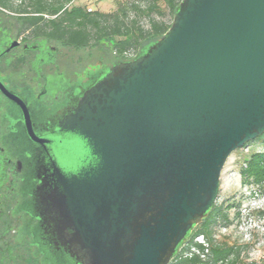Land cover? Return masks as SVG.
Here are the masks:
<instances>
[{
	"label": "water",
	"instance_id": "1",
	"mask_svg": "<svg viewBox=\"0 0 264 264\" xmlns=\"http://www.w3.org/2000/svg\"><path fill=\"white\" fill-rule=\"evenodd\" d=\"M96 67L61 119V264H170L264 134V0H183L161 40Z\"/></svg>",
	"mask_w": 264,
	"mask_h": 264
},
{
	"label": "flooded vegetation",
	"instance_id": "2",
	"mask_svg": "<svg viewBox=\"0 0 264 264\" xmlns=\"http://www.w3.org/2000/svg\"><path fill=\"white\" fill-rule=\"evenodd\" d=\"M49 20L44 5L0 6V264L65 261L59 171L75 138L61 119L76 105L81 67L106 59L67 56Z\"/></svg>",
	"mask_w": 264,
	"mask_h": 264
},
{
	"label": "trees",
	"instance_id": "3",
	"mask_svg": "<svg viewBox=\"0 0 264 264\" xmlns=\"http://www.w3.org/2000/svg\"><path fill=\"white\" fill-rule=\"evenodd\" d=\"M71 0H0V6L9 5H44L47 7L49 20V36L61 41V48L83 50L99 46L106 58L101 64H112L117 61L131 60L144 53L150 46L161 40L170 30L173 18L183 0H165L171 19L165 22V9L157 1L144 8L132 5L138 13L149 18L147 28L139 26L138 20L129 19L125 6L115 13L104 14L89 11L83 6H71L66 3ZM155 16H159L156 18ZM134 51L135 54H130ZM256 141L264 142V134ZM249 145L246 144L243 148ZM242 174L256 183L264 181V152L253 153L246 161ZM235 204L218 203L213 206L206 221L193 230L189 242L197 236H204L210 243L212 253L207 260L198 257L183 258L181 254L175 257L170 264H217L224 262L233 253V248L220 247L215 244V229H226L231 221V210Z\"/></svg>",
	"mask_w": 264,
	"mask_h": 264
},
{
	"label": "rangeland",
	"instance_id": "4",
	"mask_svg": "<svg viewBox=\"0 0 264 264\" xmlns=\"http://www.w3.org/2000/svg\"><path fill=\"white\" fill-rule=\"evenodd\" d=\"M154 1L165 9L163 20L169 22L171 16L165 0H71L66 5L83 6L90 9L89 11L104 14L115 13L122 5L125 6L129 19L136 18L139 26L147 28L149 18L138 14L132 5L144 8ZM155 17L159 18V16ZM99 52V46L83 50L66 49L65 51L67 56L78 57L82 60L97 58ZM130 52V54H135L134 51ZM109 59L108 56L105 60ZM96 68L94 64L86 63L81 67L78 75H86ZM255 152H264L263 141L254 140L246 148L234 152L222 171L218 203L235 204V209L230 213V224L226 229L217 227L214 230L215 244L220 247L233 248V253L222 264L264 263V181L256 183L253 179L245 180L242 174L247 159ZM87 153L80 145H77L78 157H84ZM61 161L67 162L66 154L61 153Z\"/></svg>",
	"mask_w": 264,
	"mask_h": 264
},
{
	"label": "built area",
	"instance_id": "5",
	"mask_svg": "<svg viewBox=\"0 0 264 264\" xmlns=\"http://www.w3.org/2000/svg\"><path fill=\"white\" fill-rule=\"evenodd\" d=\"M90 10V9H89ZM212 253V248L210 243L205 239L204 236L200 235L194 238L193 242L186 243L179 254L182 255L183 258H194L198 257L202 261L208 259V257ZM223 262H219L217 264H222ZM256 264H264L262 262H257Z\"/></svg>",
	"mask_w": 264,
	"mask_h": 264
}]
</instances>
